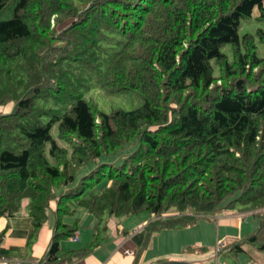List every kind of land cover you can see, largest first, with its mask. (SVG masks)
<instances>
[{
  "label": "trees",
  "instance_id": "1",
  "mask_svg": "<svg viewBox=\"0 0 264 264\" xmlns=\"http://www.w3.org/2000/svg\"><path fill=\"white\" fill-rule=\"evenodd\" d=\"M253 9L264 24V0H0V107L12 103L0 114V216L28 199L33 237L54 202L46 264L69 261L59 242L78 221L61 219L76 209L97 224L173 213L151 219L148 238L264 207V29L239 33ZM92 86L143 102L105 113L83 95ZM125 148L73 186L83 164ZM258 225L245 240L264 252Z\"/></svg>",
  "mask_w": 264,
  "mask_h": 264
},
{
  "label": "crops",
  "instance_id": "2",
  "mask_svg": "<svg viewBox=\"0 0 264 264\" xmlns=\"http://www.w3.org/2000/svg\"><path fill=\"white\" fill-rule=\"evenodd\" d=\"M9 104L8 108L7 104L0 107V114H6L11 110L12 103ZM27 204L28 199H22L17 212L12 215L0 216V250L2 251L0 256L5 257L8 260V264H13L12 261H15L17 264H26L27 261H38L46 264L45 254L50 245L56 223L55 204L53 201L50 202L47 219L33 237H29L32 226L27 213ZM74 214L64 216L61 221L67 225H71L74 219L77 218L78 223L81 221L82 224H85V228H81L82 226L77 228L76 226L74 233L77 238L75 240H72L71 236L60 240L59 253L70 258L65 264H154L165 259L183 260L191 264H263L261 262L263 258L261 253H259L258 261L247 253L249 244L244 240L246 236L253 233L255 227L253 221L246 217L245 214L239 213V211H223L207 220L196 221L189 227L178 228L181 230L170 231L173 227L162 228L155 235L157 237H153L156 243L161 233L166 232L168 234L172 232L176 236L175 240H182L186 245H190L187 244L188 240L195 234L209 238L208 242H203L204 237L202 238V242L198 240L203 243V247L207 248L205 251L203 250L198 253L185 252L182 248L183 244L177 248L170 246L154 250H151L150 247L145 248L142 245L144 243V230L148 221L144 223L146 221L144 219L133 218L128 223L127 220L124 221L123 224L119 222L122 225L120 226L116 219L109 217L101 228L105 232V235L102 236L99 230L100 223L97 224L95 218L83 211L78 213L72 220ZM254 214L264 217V207L256 210ZM126 224H129L127 226L128 229L137 227V225H142L141 228L143 229L140 231H136L137 229L133 230L134 233L129 234L126 230L127 228H125ZM214 226H217L215 231ZM215 232L216 239L214 240ZM94 233L100 236L97 241L98 244L92 249H88L89 244L93 240ZM237 239L238 241L236 242L243 241V244L241 250L235 252L231 247L232 244H226ZM220 240L224 241L225 244L221 249L215 251V243ZM222 250H224L225 255L219 258L218 252ZM254 251L253 249L252 252Z\"/></svg>",
  "mask_w": 264,
  "mask_h": 264
},
{
  "label": "rangeland",
  "instance_id": "3",
  "mask_svg": "<svg viewBox=\"0 0 264 264\" xmlns=\"http://www.w3.org/2000/svg\"><path fill=\"white\" fill-rule=\"evenodd\" d=\"M255 15H256V9H253V13H252V17L251 18L241 19V28L239 30V33H243V32H252V33H254L256 27H262L264 29V24L263 23H259V22H257L254 19ZM7 16H9V14L4 12L3 14L0 15V18H4V17H7ZM256 44H257L256 51H257L258 55L259 56H264V47H263V45L261 43H259L258 41L256 42ZM83 95H84L85 99L89 100L98 110L103 111L105 113H109L113 109H123V110L135 109V108L139 107L142 104V102H143L142 97L139 94H137L136 92L126 91V92H119V93H107V92H105L104 90H102L101 88H99L97 86H92L89 90L85 91L83 93ZM9 105L10 104L7 103V108L9 107ZM55 131H56V128L54 127L52 129V134L53 135L55 134ZM129 151H130V148H125L123 150H120L115 156L114 155H101V156L95 158L94 160L83 164L80 168H78L75 171V182H74L73 186H76V184H77V182H78V180L80 179L81 176H83L84 174L88 173L90 170L94 169L96 166L99 167L101 165H106V166H102L101 169L102 170H108L110 165L120 163V161L123 158V156L125 154H127ZM105 184H106V180H104V179L101 180L99 183H96L91 189L87 188V190L83 193L82 196L85 197V196H87L89 194V192L99 190ZM68 187H71V186L68 185L67 188ZM236 211L237 210L235 209V212ZM81 212H83L82 209H76L72 220L77 216L78 213H81ZM242 212L245 213L246 217L250 218V220L253 221V224H254V227H255L254 231H256L258 226H259L258 223H259V220L261 219V216L260 215L256 216L255 214H253L251 212H247V211H239V213H242ZM171 215H173V213H167L163 217H166V216L169 217ZM112 218L116 219L118 221V224H119V222H121V224H123V222L126 221V220H127V223H128V222H130V219H133V218H138V219H141V220L144 219V220H146L144 223H146L147 221L149 222L153 218V216H150L149 213H147L145 211H142V212H138V213H133V214L120 216V217H112ZM208 218H212V217L211 216L199 217L197 219V221L199 222V221L207 220ZM157 219L158 218H156V220ZM80 222L77 223V225H76L77 228H80L81 226H82L81 228H85V224H82V222L81 223ZM142 222H141V224H142ZM121 224H119V225L122 226ZM104 225H105L104 221L100 223V229L99 230L101 231L102 236L105 235V232L103 230H101V228ZM127 226H129V224L125 225V228H127L126 230L128 231L129 234L134 233V231L136 229H137L136 231H138V230L140 231V230L143 229V228H141L142 225L141 226L137 225V227L135 226L136 228L132 227L131 229H128ZM216 227L214 226V231H215ZM178 228H183V227H173L172 230H170V231L181 230V229H178ZM160 230L161 229H158L157 231H153L152 233L149 234V236L147 238V236H145L147 230L145 229L144 230L145 231L144 243H143L142 246H144L145 248L150 247L151 250H154L156 248L159 249L161 247H166V246L177 248L178 246H181V244H183V245H185V246L182 245L183 250L185 252H192V253L202 252L203 250L205 251L207 249L206 247H203V243H201L202 242V238L204 236H202L200 234L199 235L195 234L193 237L191 236L189 238V240H188V243H187V244H190V245H186L185 242H182V240L181 241L175 240L176 236L172 232H169L168 234H166V232H164V233H161L158 236V238H157L158 241L155 243L153 237H157L155 235L158 232H160ZM144 231H142V233H144ZM221 232H222V230H221ZM99 237H100L99 234H97L96 235V240H99ZM196 237H198V238L196 239ZM184 238H186V237H184ZM215 239H216V232L214 233V240ZM198 240H200L201 242L198 241ZM209 240H210L209 238L204 237V241L203 242H208ZM235 241H238V239L235 240ZM244 241L248 242L247 240H244ZM154 243H155V245L152 247V245ZM217 243L218 242L216 241L215 245ZM237 243H240V245L242 247L243 241H239ZM248 244H249L248 247H247L248 248V251H247L248 255H252L255 258V260L258 261L259 260V253H261V255H263V258H262L261 262L264 264V252L262 250L258 249L257 242H255V243L248 242ZM250 244H252V245H250ZM253 249L255 250L254 252H252ZM214 250H215V246H214ZM218 253H219V258H222V256L225 255L224 250H222V251H220ZM166 261H173V260L172 259H165V260H161V261L155 262L154 264H158V263H162V262H166Z\"/></svg>",
  "mask_w": 264,
  "mask_h": 264
},
{
  "label": "built area",
  "instance_id": "4",
  "mask_svg": "<svg viewBox=\"0 0 264 264\" xmlns=\"http://www.w3.org/2000/svg\"><path fill=\"white\" fill-rule=\"evenodd\" d=\"M255 211V210H254ZM166 213L164 214H161L160 216L158 215H155L153 216L152 219H156V218H159V217H163ZM77 238L76 234L74 233L72 236H71V239L72 240H75ZM218 243L215 245V251H218L219 249H221L223 246H224V241H217ZM12 260V259H10ZM13 264H17L15 261H12ZM0 264H8V260L5 258V257H1L0 256ZM26 264H43V263H40L38 261H27Z\"/></svg>",
  "mask_w": 264,
  "mask_h": 264
},
{
  "label": "water",
  "instance_id": "5",
  "mask_svg": "<svg viewBox=\"0 0 264 264\" xmlns=\"http://www.w3.org/2000/svg\"><path fill=\"white\" fill-rule=\"evenodd\" d=\"M158 264H191V263L187 261H183V260H173V261H166V262H162Z\"/></svg>",
  "mask_w": 264,
  "mask_h": 264
},
{
  "label": "clouds",
  "instance_id": "6",
  "mask_svg": "<svg viewBox=\"0 0 264 264\" xmlns=\"http://www.w3.org/2000/svg\"><path fill=\"white\" fill-rule=\"evenodd\" d=\"M256 211V210H255ZM215 217V216H214Z\"/></svg>",
  "mask_w": 264,
  "mask_h": 264
}]
</instances>
